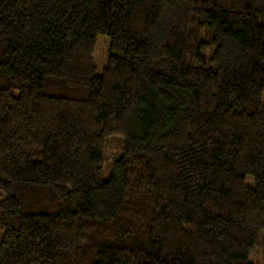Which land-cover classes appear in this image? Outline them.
Returning <instances> with one entry per match:
<instances>
[{
    "label": "trees",
    "instance_id": "16d2710c",
    "mask_svg": "<svg viewBox=\"0 0 264 264\" xmlns=\"http://www.w3.org/2000/svg\"><path fill=\"white\" fill-rule=\"evenodd\" d=\"M259 253L264 0H0V264Z\"/></svg>",
    "mask_w": 264,
    "mask_h": 264
},
{
    "label": "rangeland",
    "instance_id": "374dc122",
    "mask_svg": "<svg viewBox=\"0 0 264 264\" xmlns=\"http://www.w3.org/2000/svg\"><path fill=\"white\" fill-rule=\"evenodd\" d=\"M108 48H109V38L106 36H97L94 55H93L97 76H100L102 74V71L106 66ZM117 154H119L118 143H116L114 139H110L107 144V153H106L107 161L104 163L101 172L102 180H106L108 178L111 172V162L113 161V159L116 157ZM253 261L258 262L259 264H264V257L262 256L261 253H259L257 254V256L253 258Z\"/></svg>",
    "mask_w": 264,
    "mask_h": 264
}]
</instances>
